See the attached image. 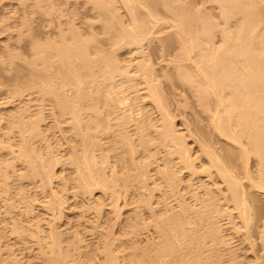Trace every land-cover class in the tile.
Listing matches in <instances>:
<instances>
[{
	"label": "bare ground",
	"instance_id": "1",
	"mask_svg": "<svg viewBox=\"0 0 264 264\" xmlns=\"http://www.w3.org/2000/svg\"><path fill=\"white\" fill-rule=\"evenodd\" d=\"M1 1L0 3L4 2ZM16 1L25 5L33 0L28 2L14 0V3ZM52 1L53 4L51 2L50 4L49 0H35L37 5L33 3L34 1L30 5H33L31 8L36 9H29V4L27 9L30 13H34L40 6L41 9H46L42 10L43 12L47 9L53 10L51 15L54 10L56 12L54 15L62 13L60 10L57 12L59 3ZM85 1L99 8L98 10L103 9L102 12L100 11L102 14L98 11L100 17L104 16L103 12L111 6L110 2L104 3L102 0ZM118 1L125 7L124 12L128 17L129 26L127 27L126 23V28L121 30L122 26L119 23L122 24L123 19L117 20L116 12L114 13L117 10L115 6L105 12L107 18H101L104 22L101 21L104 25L102 28L105 29L109 27L107 24L110 22L106 19L114 18L112 14L116 16L114 19L117 23L119 22L117 28L121 32L116 34L114 43L110 42L114 44L112 48L115 47L117 52H119L117 48L122 46L123 49L129 45L137 46L142 39L152 34L151 28L162 19L159 17L156 21L158 15L156 17L153 15L156 13L153 4L156 6L157 1L158 4L163 2V8L169 9L167 14L172 13L171 21L174 18L173 24L170 21V26L174 27L170 39L175 40V43L178 42L176 45L179 49V51L175 50L177 55L174 54L172 59L175 61V56H178L177 60L181 59L179 62L182 60L186 62L176 64L177 60L173 62L171 58L169 59L174 63L170 65L174 68L172 76L177 78L175 83L188 88L186 91L192 93L189 92L196 100L193 101L197 102L201 107L198 106L199 110L201 109L200 111H203L202 113L207 117L205 118L206 121L208 120L207 126L209 124L210 132L215 134L211 135L218 136V141L220 139L223 141L224 145L220 141L221 147L228 146L223 148L224 153L228 150L232 155L230 157L227 156L229 153L225 154V159L227 156L230 160L232 158L240 160L239 164L243 166L241 171L245 173L242 178L248 182L246 188H249V191L250 189L256 191L255 194L259 192L264 195V0H211L217 6L215 13L219 16V20L217 19L219 22L216 23L221 22V26L214 23L215 25L211 27L208 24L205 27L203 22H209L206 20L208 15L201 14L199 8L186 7L189 12L190 9L194 10V13L200 10L195 15L192 10L190 13L184 10L185 3L176 9L175 5L179 0H173V4L169 3L171 0H167L168 2L150 0L153 3L151 7V10L154 9L153 14L149 11L146 0L145 3L142 0ZM150 1L147 3H151ZM101 2L102 5L109 4V6H102ZM24 5L22 4L21 7L24 8ZM51 5L56 8L50 9ZM139 8L146 10L141 14L136 13ZM49 10L45 14L39 11L38 14L46 17L50 13ZM111 10H113L112 14ZM138 14L145 18L140 16L141 19H138ZM47 17L51 19L50 15ZM215 19L213 18V22L216 21ZM4 20L7 22L6 18ZM113 20L114 23L110 28L112 25H117ZM119 20H122V23ZM21 22L19 28L30 25L28 22ZM23 22L26 25L25 23L23 25ZM52 22L43 21L42 24L46 23L48 27L52 26ZM196 22L200 26H196ZM58 23H61V20ZM66 24L70 22L67 21ZM190 24L193 27H190ZM72 25L71 27L74 26ZM42 26L45 27V24ZM74 27L71 28L72 31L69 30L71 35L67 32L68 27H65L67 37L63 26V31L59 29L61 33L57 30L59 26L55 27L54 31H58L61 38L58 36L56 38V33L53 38L47 34L43 39L50 38L51 42L45 40L48 41L46 43L35 42L40 37L38 34V36L33 35L36 36L34 39L37 38L33 41L30 31L26 33L30 26L29 29L20 28L19 40H23L21 37L25 38V34L27 37L30 35L29 38L32 37L33 44H29L32 48L28 45L27 49L31 55L28 54L27 57L24 54L28 61L21 57L23 55L19 56L21 53L19 50L17 54L13 51L18 55L17 57L9 50L11 46L8 51L11 53L10 59L13 56L25 61L21 63L27 65L23 67L24 70L25 67L27 68L30 75L24 79H21L17 70L19 68L16 69L17 65H14L15 62H20L19 58L15 61L16 59L13 60L12 57L13 62L10 61L7 59L9 56L6 55L9 53L5 52L6 54L3 55L1 53L7 46L3 44V50L0 47V55L4 57V59L0 58L3 59L0 62L2 64L6 62L7 65L9 61L11 67L8 70L13 72L10 69L12 66L13 70H17L12 73V77L7 74L8 81L10 77L21 79L18 80L19 83L17 79H12L13 83L9 82L14 84L16 81L14 87L9 84L1 88L7 90L8 86H12L10 92L9 88L8 92L5 91L3 94H10L8 99L15 98L16 102L7 100L10 101L9 106L12 103L14 105L8 107L9 109L12 107L13 110L11 109V112L8 110L9 113L6 111L5 114L2 111H5L4 107L8 105L2 108L1 104L7 101L2 100L1 97L4 95L0 97L2 100V103L0 102V264H242L243 258L241 261L239 259L241 256H238L240 253L237 255L234 250L236 248L228 245L226 234L222 233L224 228L219 224L220 216L223 215L231 223L228 222L231 225L229 229L237 226L236 223L231 222L235 217H229L233 209L238 210L236 215L242 222L238 226L242 229H248L253 218L252 213V216L247 213L250 210L246 207L248 196H244L249 191L246 192L244 187H241L243 183H240L241 179L237 180V174L235 176L232 174L236 173L234 168L231 172L232 164L227 165L226 160L222 161L224 157L220 159L222 164L217 158L220 155L211 153L214 152L212 148L209 149L210 146L208 147V144L200 139L204 143L202 145L197 141V149L201 147L200 153L203 151L207 153L204 154L208 159L205 156H202V159L205 158L208 165L205 163L206 160L203 161L204 165L199 164L200 161L202 162L200 160L198 167L183 133L178 132V128L176 129L174 125V118L166 106L168 102L166 104L165 99L159 94L161 93L159 90L161 87L158 86L160 84L157 83L159 78L152 76L153 69L149 67L150 65L148 66L145 61H140L142 65L135 62L134 65L131 64L133 65L131 68L134 67L132 70L127 66H130V63L123 60L124 54L126 56L127 53L122 52V49H119L122 52H119L120 55L123 54L122 57L117 56L118 53L116 54L114 49L113 54L110 55L108 52L111 48H106L107 51L103 48L106 52L104 54L99 49L101 47L95 45L100 39L96 40L95 36L92 37L94 35L92 33L91 36L90 34L86 36V39L89 37L87 39H90L89 42L84 39L85 36L82 40L81 36L84 33L80 34ZM3 29L5 30V27ZM17 29L15 31L18 34ZM193 29H197L194 30L195 33ZM10 31L12 32L11 29ZM23 31H26L25 34ZM105 31L109 33L110 29ZM62 32L65 36H62ZM171 34L168 33L170 36ZM215 35L220 38V43L216 42L219 43L218 45L214 44V40H217ZM7 36L9 38L10 36H5L8 41ZM106 36L111 35L109 33ZM54 38L58 41L54 42ZM112 38L109 37L107 40ZM152 38L154 39L153 36ZM45 41L41 40V42ZM99 45L103 46V43ZM29 48L32 49L31 53ZM136 48L134 47L133 50L136 51L138 49ZM117 57L122 58L120 61L125 63H120ZM187 63L189 65L184 68ZM138 64L143 71L139 70ZM124 65L132 71L127 70ZM3 68L1 71L6 70H2ZM146 68H150L151 71ZM8 70L7 73L10 72ZM24 70L21 71L22 77H24L23 72H26ZM136 70L140 73L144 72L143 76L142 73L141 76L140 73L137 74ZM6 71L0 73L5 75ZM168 73H164L165 75L162 73V77L165 76L166 80L172 81ZM172 83L169 82V85ZM2 84L0 83V87ZM26 94L30 96L25 98ZM32 99L33 103L30 102ZM144 100H147V103L146 101L144 103ZM44 109L47 111L44 112L46 115L43 114ZM151 111L154 115H151ZM155 112L159 113V116H155ZM45 125L48 132L52 129L51 131L57 133L58 138L50 131L54 140L53 136L46 132L47 129L45 131L43 128ZM36 141L37 144L41 143L42 150L37 149ZM249 158L254 159L256 163L254 172L252 170L253 175L247 165ZM226 167H230V171ZM239 167L242 168L241 165ZM179 168L187 172L184 179L181 178L183 174L180 176ZM197 168H200V172ZM201 172L209 181L203 178L204 174L201 175ZM197 173L208 182L211 176L213 178L215 173L218 174L219 178L216 177L221 181L222 186L225 185V189L224 187L221 189L216 184L217 187L215 185L217 181L212 179L210 184L203 179L198 183ZM216 177L215 180H218ZM262 195L260 197L264 201ZM68 200H71L70 203ZM229 202H233L230 204L234 208L224 207ZM73 204H76L75 207L78 205L80 210L75 209ZM103 204L109 207L107 212L110 214L107 220L101 221L100 225L98 221L102 220L99 218L103 216L101 214ZM67 206L68 209L74 207L73 212L79 213L75 214L76 221H67L68 226L63 231L60 230L62 228H59L58 223L67 214L65 210ZM123 207L128 208L127 216H122ZM228 208L232 209L228 210ZM85 211L97 217L96 224L86 225L85 219L84 222L82 221V217L86 216L83 215ZM226 213L229 216H225ZM261 216L253 228V233L255 230L254 235L259 240L256 246L261 251L259 261L257 263L255 261V264H264V215ZM68 217L71 218L66 215V218ZM246 229L244 233V230L241 231V234L251 236L250 231ZM243 234L241 237L244 236ZM246 235L244 238L248 237ZM85 236H88L89 240L85 239Z\"/></svg>",
	"mask_w": 264,
	"mask_h": 264
},
{
	"label": "rangeland",
	"instance_id": "2",
	"mask_svg": "<svg viewBox=\"0 0 264 264\" xmlns=\"http://www.w3.org/2000/svg\"><path fill=\"white\" fill-rule=\"evenodd\" d=\"M1 1V0H0ZM2 1H4V2H2ZM1 2L2 3H0V17H1V19H0V23H2L3 25H1L0 24V47H2L1 49L3 50V44L4 45H6L7 47H4V52H2L1 51V53H2V55L3 54H6V53H9V54H6L7 55V59H10V52L8 51V49H9V47L11 46L12 47V49H11V47H10V51H14L16 54L17 53H19V51L22 53V51H25L24 53H19V56L20 55H23V56H21L22 58L24 57V58H26V60L28 61V59H27V55L29 54L28 53V51H27V49H28V47L29 46H31V45H29L30 43H32V37H33V35L35 34V35H39L40 37H38V39L39 38H41L40 40H38L37 38V40L36 39H34L36 36H34L33 37V41L34 40H36L35 42H38V41H40V43H46V42H48V41H50L49 39L50 38H53V36H55V34L54 33H56L57 35L55 36L56 38H58L59 37V35H60V30L61 31H63L62 30V26L64 27L63 29H64V33L66 34V31L67 30H65V27L67 28L68 27V31L67 32H69L68 34H70L71 35V31L73 30V29H71V28H73L74 26L77 28H75L76 29V31L78 30L79 31V33L81 34L82 32L84 33V34H82V36H81V39L82 40H84V39H86V36H88V34H90L89 36H91V34L93 33L94 35L92 36V37H96V40H99L100 39V41H99V43H103V46L102 45H99V43H97L96 41V46H100L101 48H99L102 52H104V54L106 53L105 51H107V49H110V51L108 52V53H110V55H112L113 54V52H114V50H116L115 49V47H113L112 48V45H114V44H110V42L112 43H114V38L116 37V34H118L119 32H121V30L122 29H124V28H126L125 26H126V23H127V27L129 26V20H128V22H127V16L125 15L126 13L124 12V10H125V7H123V3H120L119 4V1L118 0H102V1H104V3H106V2H110L109 4L111 5L109 8L110 9H112L113 8V6H115L116 7V11H114V13L117 15V17L114 15V14H112L113 12V10H111V12L110 11H108L107 13L109 14V12L114 16V18L116 17L117 18V20H118V18H120V19H123V23H122V20L120 21L122 24H120L119 22V25H121L122 27H121V30H120V28H119V30L120 31H118V28H117V26H118V23H117V21L114 19V18H112V20L113 21H115L116 23H117V25H112V28H110V25L111 24H113L114 22H112V20H110V19H106L107 20V22L108 21H110V22H108V26L109 27H107L106 29L105 28H102V25H103V20H101V18L102 17H105V12L109 9L108 7V9L107 10H105V12H103L104 14V16H101L100 17V15L102 14L101 12H102V10H101V8H100V10H98L99 8H97V7H95L94 5H91L90 3L88 4V1H85V0H55V2L57 1V3H59V4H57V8H58V10H57V12L60 10V12L62 11V13H57V14H60V15H63V16H60V15H58V16H60L59 18H60V20H61V23H58L60 20H57V19H59V18H57L58 16H57V14H55L54 15V13H56L55 12V10H54V13L51 15V11L53 12V10H49V9H47V11L49 10V12L50 13H48V15H50V18H51V16H53L50 20L51 21H53L52 22V26H48V27H46L47 26V24L46 23H44L45 24V27H43L42 25H44V24H42V22L44 21H46V22H51L50 20H49V17H47L48 18V20H46V17H44V16H42L41 14H38V12L39 11H41V13L43 12L42 10H46V9H44L43 8V6L41 5V7L43 8V9H41L40 8V6H39V8H37L38 9V11L37 10H35L34 11V13L33 12H31L30 13V10L29 9H33V7L31 8V6H33V5H30L33 1V3H35V0H31L32 2H30L29 1V3H27L28 2V0H27V2L26 1H24V2H26L27 4H25L24 5V3H22L21 2V4H18L19 2H15L14 3V0H2ZM19 1V0H18ZM52 1V0H51ZM50 0H49V3L51 2ZM143 2L145 1V0H142ZM148 1H150V0H146V4L149 6V11H151V14H153L154 12H153V10L155 9V12L157 13H154L153 15H155L154 17H156V15H158V17H157V19H156V21H158V19H159V17L161 18L162 17V19L160 20L159 19V22H156V25H154V28L152 27L151 28V32H152V30H153V32H152V34L151 35H149L147 38H145L144 40L142 39L141 40V42H139L140 44H137V46L136 45H134L133 47H132V45H131V47H130V45H129V47H124V49H123V46H122V48L120 47V48H117L118 49V51L120 52L121 50H119V49H122V52H124V53H127L126 54V56H125V54H124V58L125 59H123L125 62H127L128 61V63H130V66L129 65H127L129 68H131L133 65H134V63L136 62V63H141L142 61H145L147 64H148V66L150 67V68H152L153 70H152V73H153V75L152 76H154L155 75V77H157V78H159L158 79V81L159 82H157L155 79H157V78H155V79H153L154 81H156L158 84H160V85H158L159 87H161L159 90L161 91V93H159L160 95H162V97L161 98H164L165 99V101H164V99H162L166 104H167V102H168V104L166 105L167 106V109H168V112H170L171 113V116L174 118V125H175V127H176V129L178 130V132H180L182 135H184V138H185V142L187 143V145H188V147H189V149L191 150V152L193 153V156H195V163L198 165V163H199V161L200 160H202V162L200 161V163L199 164H203V161H205L206 159L205 158H207L206 156H205V154H207V153H205V151H203V152H201L200 153V151H199V149L201 148H199V149H197L198 148V142L197 141H200V139H202V141H204V142H206L207 144H208V147L210 146V148L209 149H211L212 148V150L214 151V152H211V153H214V154H216V155H218L219 157H217L218 159H219V161L222 163V161H224V160H226L225 161V163L226 162H228V164L227 165H231L232 164V168H231V172H233V170L236 172V173H232L234 176H235V174H237V176L239 177H237V180L239 181V179H241V182L240 183H243V185L241 186V184H240V186L241 187H244V189L246 190V192H248L249 190V188L247 189L246 188V185L248 186V184H246V183H248V182H246V180L245 179H243L244 177V175H243V173L244 172H242L241 170H243V166H242V164H239V159L238 158H232L231 160L230 159H228L227 158V156H230L231 157V155L232 154H230V152H228V150H226L227 151V153H229V155H227V153L225 152L224 153V149L223 148H227L228 146H224V147H221L222 145H224V143H223V141H221V139H220V141L223 143L222 145H221V143H220V141H218L219 139H218V136H213V135H215V134H213V133H211L210 131H211V129H210V127H209V124H208V126H207V123H208V120L206 121V119H207V117L206 116H204L205 115V113L203 114L200 110H199V108H201L199 105H197V102H194L193 100H195L194 99V97H193V95L191 96V94L189 93V92H187L188 91V88L185 86V85H180L179 83H175V78L176 77H174V75L172 76V74H174L173 72H172V70L174 69L173 68V66H171L170 65V63L173 61V56H174V54H175V50H177V51H179V49H177L178 48V46L176 45L177 43H175L173 40H172V38L170 39V37H172V34H171V32H172V30H174V29H172V28H174V27H172V26H170L171 25V23L173 24L174 23V18L172 19L173 21H171V18L173 17V16H171L170 17V14H172L171 12H169L170 14H167L168 13V11L167 10H169L168 8H166V7H164V8H166V9H164L163 8V6H162V4H163V2L161 3V4H158L156 1V3L155 4H157L156 6L151 2V3H147ZM167 1V0H166ZM172 1L173 0H171L169 3H172ZM176 1V0H175ZM178 1V0H177ZM8 2V3H7ZM52 2H54V1H52ZM51 2V3H52ZM89 2H91V1H89ZM94 2V1H93ZM164 2H165V0H164ZM168 2V1H167ZM174 2V1H173ZM211 2H213V1H211V0H179V3L181 4H176V5H179V6H176L175 4V7H176V9H177V7H182V5L184 4V10L186 9V7H188L187 9H189V8H192L193 9V7H194V9H196V7L197 8H199L202 12H204V13H202L200 10H197L198 12L200 11V13L201 14H206V15H208L207 16V18L208 19H206V18H204V16H202L204 19H206V20H208L209 22H207V23H205L206 21H204L203 23H204V25H205V27H206V25L208 24V26H214L215 24L216 25H220L221 26V22L220 23H216V22H219L218 20H219V16H218V14L217 13H215L216 12V5H214L215 3L213 2V3H211ZM4 3V4H3ZM7 3V4H6ZM32 3V4H33ZM50 3V4H51ZM92 3V2H91ZM145 3V2H144ZM160 3V2H159ZM168 3V4H169ZM183 3V4H182ZM6 4V5H5ZM24 5V8L23 7H21V5ZM30 6H29V5ZM36 4V3H35ZM53 4V3H52ZM56 3H54V6H56L55 5ZM92 4H95V3H92ZM109 4H103L102 5V2H101V4L100 5H102V6H104V5H108L109 6ZM152 4H153V10H151V7H152ZM173 4V3H172ZM187 4V5H186ZM3 6V8H2V6ZM20 5V6H19ZM37 5V4H36ZM93 7H91V6ZM19 6V7H18ZM27 6H29V9H27L28 7ZM37 6V7H38ZM155 6V7H154ZM52 5L50 6V9H52ZM106 7V6H105ZM105 7H104V9H105ZM114 7V8H115ZM171 7H172V5H171ZM22 8V9H21ZM47 8V7H46ZM49 8V7H48ZM54 9L56 8V7H53ZM34 9H36V8H34ZM33 9V10H34ZM97 9V10H96ZM178 9H180V8H178ZM182 9V8H181ZM186 9V10H187ZM192 9H190V12H191V10ZM4 10V11H3ZM27 10V11H26ZM29 10V11H28ZM64 10V11H63ZM144 10H146V8H139V9H137V12H136V10H135V12L136 13H140L141 14V12L142 11H144ZM185 10V11H186ZM3 11V12H2ZM32 11V10H31ZM47 11H44L43 13L45 14ZM98 11L101 13L100 15H98ZM126 11V10H125ZM181 11V10H180ZM180 11H179V13H180ZM194 10H192V12H193ZM197 11L194 13V15L195 14H198L197 13ZM64 12V13H63ZM153 12V13H152ZM186 12H188V13H190L189 12V10H187ZM3 13H4V17H3ZM29 13V14H28ZM106 13V14H107ZM188 13H185L186 15L188 14ZM111 14H109L110 16H111ZM140 14H138L137 15V17H138V19H141V17L143 18V15L141 16ZM182 14L184 15V13H183V11H182ZM42 17H41V16ZM185 15V16H186ZM189 15V14H188ZM206 15H205V17H206ZM56 16V17H55ZM107 16V15H106ZM110 16H108L109 18H110ZM125 16V17H124ZM141 16V17H140ZM209 16H210V18H209ZM217 16V18L215 19V17ZM187 18H188V16H186ZM189 17H191V16H189ZM212 17V18H211ZM3 18V19H2ZM4 18H6L7 19V22L4 20ZM43 18H44V20H43ZM105 18H107V17H105ZM105 18H104V20H105ZM145 18V17H144ZM143 18V19H144ZM213 18L216 20V21H214L213 22ZM67 19V20H66ZM142 19V20H143ZM146 19H147V17H146ZM145 19V20H146ZM203 19V20H204ZM211 19V20H210ZM218 19V20H217ZM4 20V22H2ZM56 20H57V22H56ZM63 20V21H62ZM70 20V21H69ZM106 20H105V22H106ZM145 20H143V21H145ZM202 20V21H203ZM220 20H221V18H220ZM21 21H25V22H28L29 24V26H30V29L27 27V26H24V27H20V28H28L29 30L26 32V31H23V33L24 32H26V33H28L29 31H30V33L32 34L31 36V38H29L30 37V35H29V37H27V34H25V38L24 37H21V38H23V40L21 41V40H19L18 39V37L20 38V36H19V34H20V31L19 30H21L20 28H19V24H20V22ZM67 21L68 22H70V24H66L67 23ZM101 21L103 22V23H101ZM170 21H171V23H170ZM222 21V20H221ZM25 22H23V25H24V23ZM106 22V23H107ZM124 22H125V24H124ZM211 22H213V23H211ZM7 23V24H6ZM56 23H58V25H55ZM129 23V24H128ZM170 23V24H169ZM198 22H196V24H197ZM215 23V24H214ZM9 24V25H8ZM21 24H22V22H21ZM51 24V23H50ZM74 26H73V25ZM193 26H194V28H195V23L193 22ZM214 24V25H213ZM23 25H21V26H23ZM25 25H26V23H25ZM49 25V24H48ZM61 25V26H60ZM71 27V25L73 26V27H69V26ZM106 24H105V26H107ZM6 26H8V27H6ZM42 26V27H41ZM58 27L59 26V28L57 29V30H59V32L57 31H54L56 28L55 27ZM104 26V25H103ZM192 26V24H190V27H193ZM196 26H200L199 24H197ZM207 26V27H208ZM5 27V30L3 29ZM11 27V28H10ZM12 27H13V29H12ZM120 27V26H119ZM131 27V26H130ZM129 27V28H130ZM170 27H171V29H170ZM210 27H208V28H210ZM216 27V26H215ZM8 28V29H7ZM12 30V32L10 31V29ZM17 28H19V29H17ZM26 28V29H27ZM197 28V27H196ZM199 28V27H198ZM3 29V31H1ZM17 29V31H19V33L17 34L16 33V30ZM25 29V30H26ZM71 29V31H69ZM108 29V31H109V29H110V31H109V33H110V35L111 36H109L110 37V39H111V37H113L112 38V40H107V39H109V37H105V35L106 34H109V33H107L105 30H107ZM192 29V28H191ZM194 30L195 29H193V33H195L194 32ZM197 30V29H196ZM195 30V31H196ZM9 31H10V33L12 34H10L9 33ZM15 31V32H14ZM36 33H35V32ZM42 33H41V32ZM48 31V32H47ZM103 31H104V33H103ZM154 31H155V33H154ZM15 34H14V33ZM33 32V33H32ZM53 32V33H52ZM170 32V34H171V36L170 35H168V33ZM191 32H192V30H191ZM2 33V34H1ZM7 33V34H6ZM22 32H21V34L24 36V34H23ZM51 33V34H50ZM78 33V34H79ZM51 35V37L49 38V39H46V38H44L43 39V37H44V35ZM54 34V35H53ZM65 34H63V32H62V36H65ZM86 34V35H85ZM6 35H9L10 36V38L8 37V41H7V38L5 37ZM15 35H17V37L15 36ZM37 35V36H38ZM112 35H114V36H112ZM4 36V37H3ZM58 36V37H57ZM69 36V35H68ZM85 36V38L83 39L82 37H84ZM152 36L154 37V39L152 38ZM215 36H216V39L217 40H214L215 39ZM214 36V38H213V40H214V44L216 43V42H219L220 43V38L218 37L217 38V36L218 35H215ZM17 39H16V38ZM46 37V36H45ZM66 37H67V34H66ZM80 37V36H79ZM91 37V38H92ZM94 37V38H95ZM105 37V38H104ZM14 38V39H13ZM56 38H54V40H52V41H54V42H57L58 41V39L56 40ZM59 38H61V37H59ZM89 37H87V39H88ZM98 38V39H97ZM86 39V40H87ZM93 39V38H92ZM152 39V40H151ZM167 39H170V41H168ZM3 40V41H2ZM4 40H6V41H4ZM21 41L20 43H18L19 41ZM31 40V42H29L28 43V41H30ZM41 40L43 41H45V40H48V41H45V42H41ZM90 40V39H89ZM89 40H87V42H89ZM95 40V39H94ZM116 40V39H115ZM151 40V41H150ZM11 41V42H10ZM148 41H150V42H148ZM5 42H6V44H5ZM10 42V43H9ZM51 42V41H50ZM94 42V43H95ZM167 42H169V43H167ZM175 43V45H173V43ZM7 43H9V44H7ZM91 43H93V42H91ZM218 43V44H219ZM33 44V43H32ZM98 44V45H97ZM167 44V45H166ZM180 44V43H179ZM217 43L215 44V45H218ZM29 45V46H28ZM139 46H141V47H139ZM134 47H137L136 49V51H134L135 49H134ZM7 48V49H6ZM31 48H32V46H31ZM31 48H29L30 50H29V52L31 53ZM103 48L105 49V51H103ZM107 48V49H106ZM132 48V50H130V51H132L133 53H130V51H129V49H131ZM180 48V47H179ZM0 49V50H1ZM114 49V50H113ZM125 49H128V50H125ZM134 49V50H133ZM19 50V51H18ZM123 50H125V51H123ZM111 51H112V53H111ZM127 51V52H126ZM6 52V53H5ZM13 52V53H14ZM27 52V53H26ZM117 52V50H116V54H117V56H120V57H122L123 56V54H121L120 55V53H122V52ZM14 53V54H15ZM107 53V54H108ZM13 54V55H14ZM15 54V55H16ZM24 54H25V56H27V57H25L24 56ZM5 55V56H6ZM14 55V56H15ZM29 55H31V54H29ZM109 55V54H108ZM175 55H177V54H175ZM18 55H16L15 57H17ZM3 58L4 59V57L3 56H1L0 55V58ZM12 57L13 56H11V59H12ZM15 57H13L14 59L13 60H15L16 58ZM120 57H117L118 58V60L120 61L122 58H120ZM19 58V57H18ZM17 58V59H18ZM22 58H19L18 60H20V62L19 61H17V59L15 60V61H17V62H15L14 63V65L16 66H14L16 69L17 68H19V69H17L18 70V72H19V74H20V76H21V79H24L25 77H28V75H30L29 74V71L27 70V65H26V67H25V69L26 70H24V67L23 66H25V65H23V63L25 62V61H23L22 60ZM31 58V57H30ZM171 58V59H170ZM177 58H179L178 56H175V61L177 60ZM3 59H1V60H3ZM7 59H6V61H7ZM10 59V61H12L13 62V60H11ZM130 59V60H129ZM169 59L170 60H172V61H169ZM0 60V61H1ZM22 60V61H21ZM30 60V59H29ZM179 60H181V59H179ZM179 60H177V62H175V61H173V62H175L176 64L178 63H180V62H182V61H184V60H182V61H180L179 62ZM123 61V63L120 61V63H122V64H124L125 62ZM141 61V62H140ZM167 61H169V62H167ZM185 61H187V60H185ZM5 62V60L3 61V63ZM18 62H19V66H18ZM21 62H23V63H21ZM188 62V61H187ZM6 63V62H5ZM2 64V62H0V65H1V67H0V72H5L6 70H8L9 69V67H11V63H9V61H7V65L6 64ZM9 63V64H8ZM146 63H144V64H146ZM167 63H169V64H167ZM182 63H186V62H182ZM189 63V62H188ZM186 64V66H184V64H182L183 66H184V68L186 67L187 68V65H189V64ZM127 64V63H126ZM125 64V65H126ZM131 64H133L132 66H131ZM146 64V65H147ZM172 65L174 64V63H171ZM181 64V63H180ZM3 65H6V66H8V65H10V66H8L7 68H3V67H6V66H3ZM12 65H13V63H12ZM22 65V66H21ZM124 65V67L125 68H127L126 66ZM141 65H142V63H141ZM166 65H167V67H166ZM3 66V67H2ZM148 66H146V67H148ZM170 66V67H169ZM138 67L140 68L141 66H140V64H138ZM137 67V68H138ZM143 67V66H142ZM167 69H166V68ZM172 67V68H171ZM1 68H3L2 70H4V69H6L5 71H1ZM129 68H127V70H129ZM147 69V70H150L151 71V69ZM188 68H189V66H188ZM13 72L16 70H13V66H12V68H10ZM26 71V72H23V76L24 77H22V75H21V71ZM132 70L134 69V67L133 68H131ZM129 70V71H132V70ZM144 69V71H146L145 70V68H143ZM190 69V68H189ZM16 70V71H17ZM139 70H142V68H140ZM10 70H8V72H9ZM15 71V72H16ZM138 70H136V72H137ZM143 71V70H142ZM11 72V71H10ZM7 73V71H6V73H5V75L3 74V73H0V83L2 84V81H3V84L1 85V87H0V89L1 88H3L4 87V85L6 86V85H9L10 83L9 82H12L13 80H16V79H14V78H12L11 79V75H12V73L13 72H11V73ZM17 72V73H18ZM28 72V73H27ZM169 72V73H168ZM134 73V72H133ZM132 73V74H133ZM140 72L138 71L137 72V74H139ZM142 73V72H141ZM141 73L139 74L140 76H141ZM144 73V72H143ZM143 73H142V76H143ZM162 73H163V75H165L164 73H168V76L170 77V75H171V79H172V81H169V80H166L167 78L165 77H162ZM9 76H11L10 77V80L8 81V75ZM19 74H17V76L16 77H18V75ZM131 74V75H132ZM26 75V76H25ZM134 75H135V73H134ZM13 76H15V74L13 75ZM20 76H19V78H20ZM5 77V78H4ZM139 77V76H138ZM168 77V78H169ZM141 78V77H140ZM145 78H146V76H145ZM5 79H7V80H5ZM21 79H17V83H19V81L18 80H21ZM170 79V78H169ZM146 80H147V78H146ZM176 80H177V78H176ZM7 81V82H6ZM22 81H24V80H22ZM21 81V82H22ZM170 83H172L173 81V83L172 84H170V85H172V86H170L169 85V82ZM177 82H179V81H177ZM6 83V84H5ZM13 83V82H12ZM11 83V84H12ZM154 83V82H153ZM10 84V85H11ZM15 84H16V81H14V84H12V86L14 85L15 86ZM11 86V87H12ZM13 86V87H14ZM157 86V87H158ZM183 86H185V87H183ZM11 87L10 86H8V88H7V90H0L1 92H0V97L2 96V95H4V96H2L1 98H2V100H4V102L5 101H7V100H10V98L11 97H9V99H8V96H10V94L8 95L7 93H5V94H3L5 91L6 92H8V90H9V88H10V90H9V92L11 91ZM172 87H173V89H172ZM158 89V88H157ZM158 90V91H159ZM187 90V91H186ZM159 91V92H160ZM165 94V95H164ZM190 94V95H189ZM27 95V94H26ZM25 95V98L27 97H29L28 95L26 96ZM192 97H193V99H192ZM0 98V99H1ZM2 100H0V102L2 103ZM168 100V101H167ZM10 101H13L14 103L16 102L15 101V98L13 99V100H10ZM9 101V102H10ZM145 101H146V103H147V100H144V103H145ZM196 101V100H195ZM9 102L7 101L5 104L4 103H2V104H4V105H2L1 104V106H2V108H3V106H6V105H8V106H6L7 108L9 107L10 108V106H12V104L14 105V103H10L11 105L9 106ZM30 102H32L33 103V99H32V101H30ZM35 103H37L36 101H34ZM34 103V104H35ZM196 103V104H195ZM33 105V104H32ZM34 106V105H33ZM33 106H31V108L32 109H34L33 108ZM198 106H199V108H198ZM6 107H4L5 108V111H2V112H5V114H6V111H7V113H9L8 112V110L11 112V109L13 110V106L11 107V109H7ZM4 110V109H3ZM154 110V109H153ZM46 111V109H44L43 110V114H45L46 115V113H44ZM1 112V113H2ZM47 112V111H46ZM4 114V113H3ZM154 115V113L151 111V115ZM159 113H157V112H155V116L156 115H158ZM1 115V114H0ZM159 116V115H158ZM157 116V117H158ZM48 118V117H47ZM206 118V119H205ZM48 120V119H47ZM46 120V121H47ZM49 121V120H48ZM47 121V122H48ZM46 122V123H47ZM50 123V122H49ZM3 125V124H2ZM46 127V125L43 127V128H45ZM46 129H47V131H46ZM51 128H49V130H50ZM52 130V129H51ZM50 130V131H51ZM45 131L46 132H48V128H45ZM49 131V132H50ZM204 131V132H203ZM48 132V133H49ZM52 132L53 131H51L50 133L52 134ZM210 132V133H209ZM47 133V137L49 138V134ZM200 135H199V134ZM50 134V136L52 137L54 134H55V132H53V135H51ZM211 134H213V135H211ZM55 136H56V138H58V135H57V133L55 134ZM47 138V139H48ZM53 139L55 140V138H54V136H53ZM50 140H51V138H50ZM50 140H48V141H50ZM54 140H51V142L53 141V143H54ZM37 142L38 141H36V144H37ZM57 142V141H56ZM201 142V141H200ZM199 142V144H200V146H201V143ZM203 142V143H204ZM53 143H52V145H53ZM203 143H202V145H203ZM35 144V145H36ZM41 144V143H40ZM40 144L38 143L37 144V149H41L42 150V145H41V148H40ZM54 145H56V143L54 144ZM226 145V144H225ZM39 146V147H38ZM205 146L207 147V145L205 144ZM204 146V147H205ZM207 147V148H208ZM208 149V150H209ZM201 151H202V149H200ZM207 150V149H206ZM212 150H209V151H212ZM197 151H199V153H197L196 154V152ZM222 151H223V153H222ZM205 153V154H204ZM161 154V153H160ZM201 154V155H200ZM225 154L227 155L226 156V159H225ZM163 155V154H162ZM162 155H158L159 157L160 156H162ZM198 155H199V157H198ZM223 155V156H222ZM201 156V157H200ZM202 156L204 157L205 156V158L204 159H202ZM234 156V155H233ZM222 157H224V159L222 160ZM208 159V158H207ZM222 161H221V160ZM227 159H228V161H227ZM236 160H238V162L236 161ZM254 159H252V158H249V163L247 164V162H246V164L249 166V168L248 169H250L251 168V170H249V171H251L250 173H252V170H253V172H254V169L256 168L255 166V164L256 163H254L255 161H253ZM208 163V161L206 160L205 161V163ZM204 163V164H205ZM206 163V164H207ZM224 163V164H225ZM153 164H155V163H153ZM203 164V165H204ZM223 164V163H222ZM239 164V165H238ZM208 165V164H207ZM226 164H225V166H227ZM233 165H235L234 167H233ZM241 165V167L242 168H240L239 166ZM237 166V167H236ZM198 167H200L199 165H198ZM205 167H206V165H205ZM231 167V166H230ZM230 167H226L228 170H229V168ZM234 168V169H233ZM178 169V168H177ZM180 169V168H179ZM198 169V168H197ZM233 169V170H232ZM239 169V170H238ZM200 170V168L198 169V172H200L199 171ZM179 171H181V174H180V176H181V178H183L185 175H187V172H185L186 170L185 169H180ZM230 171V170H229ZM183 172V173H182ZM180 173V172H179ZM202 173V172H201ZM198 175H199V173H197ZM204 173H202L201 175H203ZM245 174V173H244ZM198 175H196V176H198ZM201 175H199L198 176V178H199V182L197 181V177L195 176V179H196V181L198 182V183H200V181L202 182V179L203 178H206L205 177V174L203 175V178H202V176ZM218 175V174H217ZM216 175V173L213 175V178H212V176L210 177L211 179H212V181H217L216 183H215V185L217 184L221 189H223V187L225 186L224 184V186H222V183H221V181L218 179L219 177V175L217 176ZM252 175H253V173H252ZM218 179V180H215V177ZM186 177V176H185ZM208 177V176H207ZM243 177V178H242ZM209 178V179H210ZM184 179V178H183ZM187 179V178H186ZM201 179V180H200ZM211 179H210V182H208L209 180H208V178H206V180H208V181H206V180H204L203 179V181H206V182H208L209 184L211 183ZM194 180V177L192 178V181ZM195 182V181H194ZM197 182H195L196 184H197ZM219 182V183H218ZM213 183V182H212ZM214 185V184H213ZM216 185V186H217ZM215 186V187H216ZM217 186V187H218ZM224 189H225V187H224ZM242 190H243V188H242ZM245 190H243V191H245ZM248 190V191H247ZM225 191V190H224ZM253 191V192H252ZM252 192V193H251ZM255 192L256 191H254V190H251L250 189V191L248 192V193H245L244 194V196H248L247 197V201H246V199H245V201L248 203L247 205L248 206H246V207H249L250 208V210L247 212V213H249V215L250 216H252L251 215V213L253 214V218L251 219V221H250V223H249V228L248 229H246V228H244L243 226V228L244 229H242L241 228V226L239 227L238 225L240 224V223H242V222H240V218H239V216H237L236 215V213H238V210L237 209H233V210H231V213H229L231 216H229V215H227V213L225 214V216L227 215V216H229L230 218H232V216L233 217H235L233 220H231V222H234V224L236 223L237 224V226H235L233 223V226H235L236 227V230H234V228L232 229V228H230L229 229V227L231 226L230 224V222L229 221H227V218L226 217H224L223 215L222 216H220V221H219V224L220 225H222L221 227L222 228H224V230H223V234L226 236L225 238H227L226 240H227V243H229L228 245H230L231 246V248L233 247V248H236V249H234L235 250V252H237V255L240 257L239 259L241 260L242 258V264L244 263V261H245V263L244 264H252V263H254L255 264V261H256V263L259 261V255H260V253H261V251H259L258 250V247L256 246L257 245V243H258V241L259 240H257V238L255 237V235H254V233H255V230H254V233H253V228H255V225L257 224V221L258 220H260L261 219V215H264V204H262V203H264V201H262L261 200V195L262 194H260L259 192H257V194H255ZM259 193V194H258ZM247 194V195H246ZM255 194V195H254ZM184 195H186V194H184ZM262 196H264V195H262ZM71 201V200H70ZM70 201L68 200V203H70ZM245 202V203H246ZM232 204L233 202H229L228 204ZM261 204V206H258L259 204ZM228 204H226L224 207H230L231 206V204L230 205H228ZM257 204V205H256ZM75 205L76 204H73V206L75 207ZM105 204H103L102 206H103V210H101V211H103L101 214L103 215V216H100V218H99V220L102 218V220H100V222L98 221V223L101 225L102 223H101V221H103V220H107L108 219V217H109V215L108 214H110L109 212H107V210H109V209H107V208H109L107 205V207L106 206H104ZM71 206V205H70ZM78 206V205H77ZM75 207V209H79L78 207ZM255 206H256V209H255ZM68 207L69 206H67L66 207V215L67 216H70L71 218L69 219V217L68 218H66V215H65V217H62V221L60 222V220H59V228H62V229H60V230H65L66 228V226H68V222L71 220V221H76V220H74V218H76L75 217V214L76 215H78V211L77 210H75V211H77V213H75V212H73L74 210L72 209V208H74V207H71V208H69L68 209ZM128 208H129V206H127ZM127 207H123V209H122V212H123V214H122V216H127V213H128V208ZM231 207H233L234 208V206L232 205ZM259 209H258V208ZM105 208V209H104ZM249 208H247V209H249ZM230 209H232V208H230ZM229 208H228V210H230ZM258 209V210H257ZM80 210V209H79ZM237 210V211H236ZM105 211V212H104ZM73 212V213H72ZM69 213V214H68ZM105 213V214H104ZM107 213V214H106ZM124 213H126V214H124ZM71 214V215H70ZM72 214H73V216H72ZM89 214V215H88ZM82 214L80 213V216H81ZM85 216V217H82V216ZM83 215L81 216L83 219H82V221L85 219V222L84 223H86V225L87 224H89V223H93V224H96L97 223V220H95V218L97 219V217H95L92 213H86V211H85V214L83 213ZM105 215H107L106 217H105ZM235 215V216H234ZM80 216H78V217H80ZM92 217H94L93 219H92ZM105 217V218H104ZM219 218V217H218ZM260 218V219H259ZM69 219V220H68ZM79 219V218H78ZM92 221H91V220ZM219 220V219H218ZM68 221V222H67ZM70 221V222H71ZM230 224H229V223ZM108 223V222H107ZM109 223H110V221H109ZM108 223V224H109ZM67 224V225H66ZM98 224V225H99ZM258 224H260V222H258ZM229 225V226H228ZM232 226V227H233ZM58 228V229H59ZM97 228H101L100 226H97ZM115 229V228H114ZM113 229V230H114ZM240 229V230H239ZM245 229L246 230H249L250 231V235L251 236H249V234L248 235H246V234H243L244 232H245ZM63 230V231H64ZM233 230V231H232ZM244 230V231H243ZM241 231H243V235L245 236H248L247 238H244V236H242L241 237ZM249 233V232H248ZM241 234V235H240ZM88 239L89 237L88 236H85V239ZM242 238H244V239H242ZM89 240V239H88ZM254 242V243H253ZM229 246V247H230ZM237 250H239V251H237ZM242 252V253H241ZM244 252V253H243ZM243 255V256H242ZM245 257V258H244ZM249 258V259H248ZM246 259H248V261H246ZM258 259V260H257ZM250 260H252V261H250ZM248 262V263H247Z\"/></svg>",
	"mask_w": 264,
	"mask_h": 264
}]
</instances>
